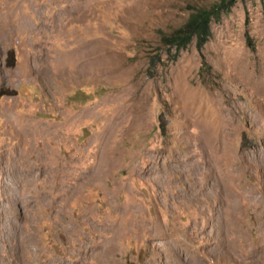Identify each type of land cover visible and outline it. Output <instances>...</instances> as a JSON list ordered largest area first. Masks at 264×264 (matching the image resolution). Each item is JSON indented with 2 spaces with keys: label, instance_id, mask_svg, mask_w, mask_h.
<instances>
[{
  "label": "rangeland",
  "instance_id": "1",
  "mask_svg": "<svg viewBox=\"0 0 264 264\" xmlns=\"http://www.w3.org/2000/svg\"><path fill=\"white\" fill-rule=\"evenodd\" d=\"M214 1L0 0V264H264V0L159 37Z\"/></svg>",
  "mask_w": 264,
  "mask_h": 264
},
{
  "label": "trees",
  "instance_id": "2",
  "mask_svg": "<svg viewBox=\"0 0 264 264\" xmlns=\"http://www.w3.org/2000/svg\"><path fill=\"white\" fill-rule=\"evenodd\" d=\"M237 0H216L207 5H191L186 20L169 31L159 30L160 42L177 50L186 48L194 39L202 48L212 34V24L231 11Z\"/></svg>",
  "mask_w": 264,
  "mask_h": 264
},
{
  "label": "bare ground",
  "instance_id": "3",
  "mask_svg": "<svg viewBox=\"0 0 264 264\" xmlns=\"http://www.w3.org/2000/svg\"><path fill=\"white\" fill-rule=\"evenodd\" d=\"M34 172V171H33ZM92 253V252H91ZM82 261V260H81Z\"/></svg>",
  "mask_w": 264,
  "mask_h": 264
}]
</instances>
